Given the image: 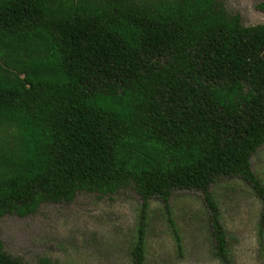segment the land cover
Masks as SVG:
<instances>
[{
	"label": "trees",
	"instance_id": "1",
	"mask_svg": "<svg viewBox=\"0 0 264 264\" xmlns=\"http://www.w3.org/2000/svg\"><path fill=\"white\" fill-rule=\"evenodd\" d=\"M263 145L264 24L222 0H0V218L79 193L131 188L167 208L200 192L213 254L233 264L209 187L247 183L262 239L251 158ZM132 256L144 264L142 239ZM0 264L23 263L0 241Z\"/></svg>",
	"mask_w": 264,
	"mask_h": 264
},
{
	"label": "rangeland",
	"instance_id": "2",
	"mask_svg": "<svg viewBox=\"0 0 264 264\" xmlns=\"http://www.w3.org/2000/svg\"><path fill=\"white\" fill-rule=\"evenodd\" d=\"M263 0H222L244 26L264 24L255 9ZM252 172L264 186V145L251 158ZM217 205L233 264H264V236L258 237L261 203L240 178L219 179L209 187ZM167 208L158 199L143 208L131 188L114 195L79 193L71 203L43 204L25 218H0L5 254L23 264L49 258L54 264H132L142 239L144 264H220L213 254L209 211L200 192H175ZM181 239L178 250L168 221Z\"/></svg>",
	"mask_w": 264,
	"mask_h": 264
}]
</instances>
